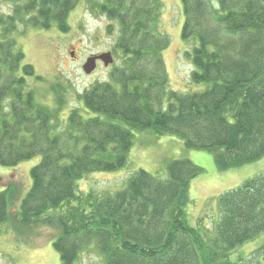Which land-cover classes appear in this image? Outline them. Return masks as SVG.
<instances>
[{
  "label": "trees",
  "instance_id": "obj_1",
  "mask_svg": "<svg viewBox=\"0 0 264 264\" xmlns=\"http://www.w3.org/2000/svg\"><path fill=\"white\" fill-rule=\"evenodd\" d=\"M4 1L25 2L16 12L37 11L45 28L51 13L62 29L78 2ZM182 2V36L197 42L192 81L207 87L170 90L161 0H104L102 12L119 25L109 30L117 33L112 53L120 63L109 82L84 93L85 109H73L66 125L69 87L53 88V104H39L34 90L25 93L21 85L35 69L24 63L14 16L0 10V111L11 96L8 114L0 113V165L41 157L16 217L31 224L60 210L54 247L62 264H78L92 248L106 264H239L231 252L264 233V172L218 197L212 230L190 221V182L204 171L191 159L171 160L168 180L139 169L113 195L80 191L86 175L127 167L136 132L212 152L222 171L264 157V0ZM7 189H0V225L11 215ZM250 258L264 264V243Z\"/></svg>",
  "mask_w": 264,
  "mask_h": 264
},
{
  "label": "rangeland",
  "instance_id": "obj_2",
  "mask_svg": "<svg viewBox=\"0 0 264 264\" xmlns=\"http://www.w3.org/2000/svg\"><path fill=\"white\" fill-rule=\"evenodd\" d=\"M103 1L78 0L68 13L65 29L61 28L58 21H54L51 13L48 15L49 27L45 28L42 26L45 18L37 11L24 12V9H21L16 12V7L23 8L25 2L0 3L1 14H12L15 24L22 30L18 45L25 53L24 63L32 64L35 69L34 75L26 76L24 86L21 85L25 93L34 90L38 93L36 101L39 104L44 102L53 104L55 103L53 88L61 85L60 82L69 87L70 92H66L64 111L61 113L64 125L67 124L73 109H85L84 93L109 82L113 68L120 63V60L116 61L114 57L116 61L114 67L107 69L100 64L92 75L86 74L83 70V64L89 56L112 52L115 45L117 33L113 31L114 29L117 31L119 25L116 20L109 19L107 13L102 12ZM161 1L163 8L160 26L171 41L164 53L169 88L181 93L201 91L207 85L192 81V73L195 69L192 51L197 42L195 39L185 40L182 36L185 21L183 2L182 0ZM109 27H112L113 31H110ZM72 52L75 54L72 55ZM22 72L18 74V79L22 76ZM36 77H41V80ZM63 88L67 90L66 87ZM9 98L10 95L3 97L1 115L9 112L11 107ZM167 105L166 101L164 106ZM193 158L199 159L201 163L194 161ZM210 158L215 163L212 152L188 150L176 137L157 138L149 133L136 132L127 167L116 172L88 174L80 181L79 187L83 193L92 191L97 196L113 195L116 191L126 188L128 181L139 169L148 171L158 179L168 180V163L171 160L191 159L197 166L207 171L204 175L201 174L205 176L202 179L197 176L198 180L196 184L193 183V191L189 194L190 221L193 224L200 221L202 227L208 226L212 230L216 221L211 219V214L216 212L218 215V210L215 208L218 197L264 172V168H261L264 157L240 167L218 170V174L213 173ZM40 161L41 157L36 156L16 166L0 165V189L8 188L11 207L9 221L0 225V264H62L61 255L54 247V241L60 234L58 225L60 210L48 212L36 223L31 224L22 223L16 217L23 198L32 186L31 169ZM263 243L264 233L233 250L232 261L239 264H258L250 257H255V250ZM98 251L96 248L85 251L80 256L78 264H106L104 257Z\"/></svg>",
  "mask_w": 264,
  "mask_h": 264
},
{
  "label": "water",
  "instance_id": "obj_3",
  "mask_svg": "<svg viewBox=\"0 0 264 264\" xmlns=\"http://www.w3.org/2000/svg\"><path fill=\"white\" fill-rule=\"evenodd\" d=\"M72 55H74L72 53ZM103 61L105 67H108L114 62V58L111 52H105L98 55H93L87 58L86 62L83 65V70L86 74H91L97 68V61Z\"/></svg>",
  "mask_w": 264,
  "mask_h": 264
},
{
  "label": "crops",
  "instance_id": "obj_4",
  "mask_svg": "<svg viewBox=\"0 0 264 264\" xmlns=\"http://www.w3.org/2000/svg\"><path fill=\"white\" fill-rule=\"evenodd\" d=\"M194 154L199 155V154H197V153H194ZM263 159H264V158H263ZM193 160L196 161V162H198V163H201V162L199 161V159L193 158ZM210 162H211V165L213 166V173L218 174V169H217V167H216V164L213 162V159H212V158H210ZM261 168H264V164L261 165ZM206 171H207V170L204 169V171H203L202 174L204 175V173H206ZM198 177H201V178H199V179H202V177H205V176H201V174H200ZM198 177H197L195 180L192 181V186H191L190 192L193 191V183L196 184V181L198 180Z\"/></svg>",
  "mask_w": 264,
  "mask_h": 264
},
{
  "label": "flooded vegetation",
  "instance_id": "obj_5",
  "mask_svg": "<svg viewBox=\"0 0 264 264\" xmlns=\"http://www.w3.org/2000/svg\"><path fill=\"white\" fill-rule=\"evenodd\" d=\"M100 63V62H99Z\"/></svg>",
  "mask_w": 264,
  "mask_h": 264
}]
</instances>
